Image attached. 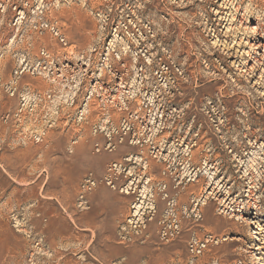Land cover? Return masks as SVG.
I'll return each mask as SVG.
<instances>
[{"label": "rangeland", "instance_id": "1", "mask_svg": "<svg viewBox=\"0 0 264 264\" xmlns=\"http://www.w3.org/2000/svg\"><path fill=\"white\" fill-rule=\"evenodd\" d=\"M235 2L224 9L222 0H0V264H264V41L251 32L264 25V0ZM113 13L130 22L133 46L129 146L112 133L115 148L94 153L88 126L65 127L62 119L45 141L24 138L36 125L14 117L18 93L52 89L27 60L38 46L60 49L62 35L77 62ZM160 61L168 66L161 76ZM108 155L121 158L101 161ZM113 163L125 181L118 184L133 188L116 238L70 237L69 248L46 238L47 216L37 213L46 197L75 195L77 208H88L79 199L82 179L102 178ZM141 200L143 214L133 217ZM175 219L180 235L161 239L159 229ZM192 234L213 241L193 255ZM115 242L129 255L118 260Z\"/></svg>", "mask_w": 264, "mask_h": 264}, {"label": "built area", "instance_id": "2", "mask_svg": "<svg viewBox=\"0 0 264 264\" xmlns=\"http://www.w3.org/2000/svg\"><path fill=\"white\" fill-rule=\"evenodd\" d=\"M20 13L24 15V12ZM20 18L22 19V16ZM110 19L108 28H102L103 38L78 55L77 62L70 59L67 49L71 45H67L62 35L58 38L60 49H55L54 45L49 47L41 45L35 50L34 56L27 60V65L30 60L32 61L31 73L44 76L52 85V89L45 93L39 91L35 94L18 93L14 117L19 120L27 117L26 122L29 120L36 125L34 130L23 134L24 138L32 139L36 143L45 141L48 131L57 126L62 119L65 127L81 129L88 126L91 135L97 140L93 144L94 153L98 154L102 149L111 151L115 148V143L111 141L112 133L117 134L119 145L126 143L129 146V131L130 134H135L133 125L129 123V105L131 99L134 100V96H129V53H132L133 47L129 38L130 22L118 20L116 13H113ZM31 43L29 42L30 45ZM147 61L150 64V60ZM22 63L26 65L25 57L19 60V64ZM135 65L136 63H133L130 70L136 67ZM160 67L168 70V66L160 61L155 74L159 76L166 74L159 69ZM25 70L26 66H22L19 74ZM60 87L61 94H56L54 89L58 90ZM16 89L15 86L12 88L10 96L16 93ZM77 141L73 140L72 144ZM116 167V163L109 165L102 178L89 173L82 179L79 185V199L82 203H86L87 194L93 192L99 185L105 184L119 191L128 188L118 184L120 180L125 181L112 172ZM126 175L127 173L124 174V178ZM180 232V222L175 219L168 224V228L161 227L158 234L161 239H167L179 236ZM208 241H213L211 235L200 240L192 234L188 244L189 252L193 255L200 254Z\"/></svg>", "mask_w": 264, "mask_h": 264}, {"label": "crops", "instance_id": "3", "mask_svg": "<svg viewBox=\"0 0 264 264\" xmlns=\"http://www.w3.org/2000/svg\"><path fill=\"white\" fill-rule=\"evenodd\" d=\"M119 158L108 155L101 158V161H117ZM46 198L50 201L37 208V213L47 216L44 235L48 239L60 237L63 248L66 244L70 247V237L80 239L84 236L90 242L92 239H115L118 220L125 213L129 202V194H122L103 185L86 196L88 208L84 210L77 208L75 195L72 199L63 193ZM59 222L61 232L55 234V226ZM111 247V253L118 260L129 255V248L120 243L115 242Z\"/></svg>", "mask_w": 264, "mask_h": 264}, {"label": "bare ground", "instance_id": "4", "mask_svg": "<svg viewBox=\"0 0 264 264\" xmlns=\"http://www.w3.org/2000/svg\"><path fill=\"white\" fill-rule=\"evenodd\" d=\"M236 1H238V0H236ZM235 3V5H237L239 2H235V0H222V3L221 4H223V5H225L224 6V9H226L227 8V6H228V4L229 5H233ZM239 5V4H238ZM236 7V6H235ZM239 7V6H238ZM221 8H222V5H221ZM236 9H238V8H236ZM216 13H218V14H220L221 13V11H219V10H216ZM252 33L254 34V35H257L258 37H259V40H262V41H264V38H262V33L264 32V25H262V24H259V25H255V26H253L252 27ZM138 44V43H137ZM263 46H264V44H263ZM149 49V48H148ZM132 70H135L134 69V67H132ZM137 76H138V73H137ZM138 83V82H137ZM134 84V81L132 82V86H134L133 85ZM132 86H131V88H132ZM135 87V86H134ZM133 87V88H134ZM136 102L139 104L140 103V100L138 101V99H136ZM145 130H147V132H150L151 130L150 129H147V128H145ZM151 138H153V137H151ZM182 141V140H181ZM139 143V141H136L135 143H133V142H131V144H138ZM251 146H253V144L251 145ZM156 156H154V158H155ZM132 189L133 188H126V190L125 191H122L123 193H126V194H130L131 193V191H132ZM211 193V192H210ZM209 193V194H210ZM145 197H147V195H146V190L145 189H143V190H141V198H145ZM203 200V199H202ZM204 202H206V201H204ZM204 204V203H203ZM144 207L145 206H143V201L141 200L140 202H137V203H135L134 204V206H132V209L134 208V213L132 214V216L133 217H140L143 213L141 212L143 209H144ZM148 207V206H147ZM147 209V208H146ZM239 216H241V215H239ZM241 218H243V217H239V218H237V219H241ZM257 218L256 217H253V218H250V219H248V225L249 226H254V225H256L257 224V220H256ZM139 220V219H138ZM130 223H132L133 224V220H131L130 221ZM249 237L254 241V240H257V232H255L254 230H251V234H249ZM235 238V240H241V238L240 237H234ZM253 249H256V250H260V249H262V246L260 245V244H257L256 245V247H254ZM255 254V253H254ZM257 255V254H256ZM259 260H261V257H259ZM258 264V263H257ZM259 264H262L261 262H259Z\"/></svg>", "mask_w": 264, "mask_h": 264}, {"label": "flooded vegetation", "instance_id": "5", "mask_svg": "<svg viewBox=\"0 0 264 264\" xmlns=\"http://www.w3.org/2000/svg\"><path fill=\"white\" fill-rule=\"evenodd\" d=\"M134 163H135V162H134ZM124 170H125V169H124ZM125 172H126L127 174H129V169H128L127 171L125 170ZM126 173H125V174H126ZM130 175H131V174H130ZM128 180H129V179H128ZM133 180H135V178H133Z\"/></svg>", "mask_w": 264, "mask_h": 264}]
</instances>
